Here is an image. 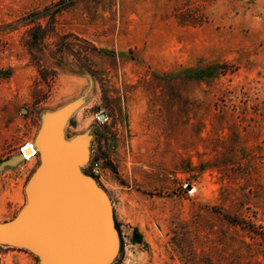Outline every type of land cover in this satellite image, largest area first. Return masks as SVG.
Returning <instances> with one entry per match:
<instances>
[{
  "label": "rangeland",
  "instance_id": "obj_1",
  "mask_svg": "<svg viewBox=\"0 0 264 264\" xmlns=\"http://www.w3.org/2000/svg\"><path fill=\"white\" fill-rule=\"evenodd\" d=\"M59 1L0 0V225L51 143L107 195L108 264H264V0H67L57 28L99 48L95 70L65 54L45 82L23 37ZM0 264L63 262L0 242Z\"/></svg>",
  "mask_w": 264,
  "mask_h": 264
},
{
  "label": "water",
  "instance_id": "obj_2",
  "mask_svg": "<svg viewBox=\"0 0 264 264\" xmlns=\"http://www.w3.org/2000/svg\"><path fill=\"white\" fill-rule=\"evenodd\" d=\"M80 149V148H79ZM46 145L29 185V201L15 221L0 225V242L53 252L63 264H108L117 250L106 193L77 169L83 151ZM28 149L8 163H16Z\"/></svg>",
  "mask_w": 264,
  "mask_h": 264
},
{
  "label": "trees",
  "instance_id": "obj_3",
  "mask_svg": "<svg viewBox=\"0 0 264 264\" xmlns=\"http://www.w3.org/2000/svg\"><path fill=\"white\" fill-rule=\"evenodd\" d=\"M69 4L67 0L57 2L46 23L41 22L37 14L32 13L28 17L29 28L26 30L23 42L32 64L37 67L41 79L45 82H51L57 77L55 65L61 63L65 54H72L90 72L93 73L95 70L91 55L98 52L99 48L86 38L71 32L61 33L57 28L56 15ZM50 36L56 37L54 48L50 51L53 61L48 58L50 52H47L46 46Z\"/></svg>",
  "mask_w": 264,
  "mask_h": 264
},
{
  "label": "built area",
  "instance_id": "obj_4",
  "mask_svg": "<svg viewBox=\"0 0 264 264\" xmlns=\"http://www.w3.org/2000/svg\"><path fill=\"white\" fill-rule=\"evenodd\" d=\"M91 174L94 177L102 178L105 172V167L101 159H93L91 162Z\"/></svg>",
  "mask_w": 264,
  "mask_h": 264
},
{
  "label": "bare ground",
  "instance_id": "obj_5",
  "mask_svg": "<svg viewBox=\"0 0 264 264\" xmlns=\"http://www.w3.org/2000/svg\"><path fill=\"white\" fill-rule=\"evenodd\" d=\"M22 149H28V151L22 156L23 159H31L38 153V149L36 148V144L32 142H28Z\"/></svg>",
  "mask_w": 264,
  "mask_h": 264
}]
</instances>
